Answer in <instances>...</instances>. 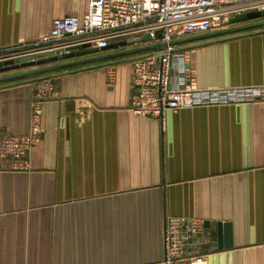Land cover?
Instances as JSON below:
<instances>
[{
	"label": "crops",
	"instance_id": "obj_1",
	"mask_svg": "<svg viewBox=\"0 0 264 264\" xmlns=\"http://www.w3.org/2000/svg\"><path fill=\"white\" fill-rule=\"evenodd\" d=\"M89 1L0 0V49L14 46L0 56L42 45ZM183 48L200 87L264 83V28ZM44 81L31 171L0 158V264L153 262L170 214L203 221L185 252L205 264H264V102L169 110L161 123L130 111L120 61L1 85L0 142L27 132ZM217 222L229 224L220 238Z\"/></svg>",
	"mask_w": 264,
	"mask_h": 264
},
{
	"label": "built area",
	"instance_id": "obj_2",
	"mask_svg": "<svg viewBox=\"0 0 264 264\" xmlns=\"http://www.w3.org/2000/svg\"><path fill=\"white\" fill-rule=\"evenodd\" d=\"M263 9L264 0H90L83 16L55 18L48 36L41 40L42 45L9 55L82 44L103 48L110 42L138 38L144 33H149L152 40L131 46L169 42L174 38L227 27L231 16ZM157 31L161 32L159 38L155 37ZM129 61L130 111L158 119L161 123L169 110L264 102V83L200 87L196 69L180 45L149 50ZM50 93V81L40 83L30 101L27 132L3 136L0 158L8 162L7 170L31 171L30 152L40 142L42 103ZM202 226L203 221L198 218L168 215L163 256L145 264H205L203 256L185 252Z\"/></svg>",
	"mask_w": 264,
	"mask_h": 264
},
{
	"label": "water",
	"instance_id": "obj_3",
	"mask_svg": "<svg viewBox=\"0 0 264 264\" xmlns=\"http://www.w3.org/2000/svg\"><path fill=\"white\" fill-rule=\"evenodd\" d=\"M264 28V9L247 11L235 14L229 18V25L224 28L200 34L174 38L169 42L156 41L138 46H131L139 42L152 40L149 33L138 38L110 42L103 48L91 47L88 44L57 48L55 50H39L25 52L17 55L0 57V86L39 79L45 75L69 73L97 66H109L120 61H129L136 55L153 49L163 48L167 45H180L219 38ZM161 32L157 31L155 37L159 38ZM130 46V47H129ZM11 47H4L7 50ZM115 49L114 51H109ZM24 78V79H23ZM208 222H204L207 225ZM229 224L217 222V233L220 238L221 229H227Z\"/></svg>",
	"mask_w": 264,
	"mask_h": 264
},
{
	"label": "flooded vegetation",
	"instance_id": "obj_4",
	"mask_svg": "<svg viewBox=\"0 0 264 264\" xmlns=\"http://www.w3.org/2000/svg\"><path fill=\"white\" fill-rule=\"evenodd\" d=\"M115 49H110L109 51H114Z\"/></svg>",
	"mask_w": 264,
	"mask_h": 264
},
{
	"label": "rangeland",
	"instance_id": "obj_5",
	"mask_svg": "<svg viewBox=\"0 0 264 264\" xmlns=\"http://www.w3.org/2000/svg\"><path fill=\"white\" fill-rule=\"evenodd\" d=\"M128 63V62H127Z\"/></svg>",
	"mask_w": 264,
	"mask_h": 264
},
{
	"label": "trees",
	"instance_id": "obj_6",
	"mask_svg": "<svg viewBox=\"0 0 264 264\" xmlns=\"http://www.w3.org/2000/svg\"><path fill=\"white\" fill-rule=\"evenodd\" d=\"M24 79V78H23Z\"/></svg>",
	"mask_w": 264,
	"mask_h": 264
}]
</instances>
